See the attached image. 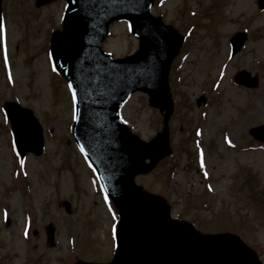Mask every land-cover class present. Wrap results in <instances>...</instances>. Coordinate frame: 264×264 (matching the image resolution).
<instances>
[{
	"label": "rangeland",
	"instance_id": "374dc122",
	"mask_svg": "<svg viewBox=\"0 0 264 264\" xmlns=\"http://www.w3.org/2000/svg\"><path fill=\"white\" fill-rule=\"evenodd\" d=\"M35 1L2 3L0 264L105 263L113 256L117 214L71 138L70 94L48 59L47 35L61 29L64 1L44 8ZM257 1H156L152 14L177 29L184 43L169 77L171 154L135 181L164 199L173 217L201 233L238 235L264 262V145L249 135L264 124V10ZM243 29L249 40L231 58L228 39ZM102 49L123 58L137 50V40L126 22H116ZM240 70L256 78V87L233 82ZM147 100L135 93L119 112L143 141L162 129L161 114ZM6 101L33 110L44 137L40 156L18 158Z\"/></svg>",
	"mask_w": 264,
	"mask_h": 264
},
{
	"label": "water",
	"instance_id": "95a60500",
	"mask_svg": "<svg viewBox=\"0 0 264 264\" xmlns=\"http://www.w3.org/2000/svg\"><path fill=\"white\" fill-rule=\"evenodd\" d=\"M54 0H38V6ZM153 0H66L62 32L50 40L51 59L67 80L75 103L73 138L96 170L114 203L119 224L116 247L109 264H260L236 237L201 235L194 227L170 216L165 202L133 182L170 152L167 123L171 99L167 84L169 64L181 38L149 15ZM264 8V0H259ZM125 19L139 49L122 60L100 50L110 23ZM245 34L231 39L232 55ZM236 82L253 87L244 71ZM135 91L149 96V105L163 115V130L143 143L118 118V111ZM20 158L39 156L42 129L32 112L14 103L6 106ZM264 142V126L250 131ZM146 160L148 163H146ZM53 229L48 227L50 240ZM81 264V263H78Z\"/></svg>",
	"mask_w": 264,
	"mask_h": 264
},
{
	"label": "snow or ice",
	"instance_id": "6c2138e0",
	"mask_svg": "<svg viewBox=\"0 0 264 264\" xmlns=\"http://www.w3.org/2000/svg\"><path fill=\"white\" fill-rule=\"evenodd\" d=\"M4 28H3V24L0 23V35L3 34ZM203 167V165H201ZM115 218V217H114Z\"/></svg>",
	"mask_w": 264,
	"mask_h": 264
}]
</instances>
